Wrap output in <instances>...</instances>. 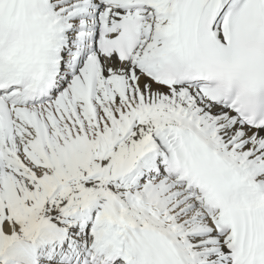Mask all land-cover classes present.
Masks as SVG:
<instances>
[{
  "label": "snow or ice",
  "instance_id": "snow-or-ice-1",
  "mask_svg": "<svg viewBox=\"0 0 264 264\" xmlns=\"http://www.w3.org/2000/svg\"><path fill=\"white\" fill-rule=\"evenodd\" d=\"M0 264H264V0H0Z\"/></svg>",
  "mask_w": 264,
  "mask_h": 264
}]
</instances>
